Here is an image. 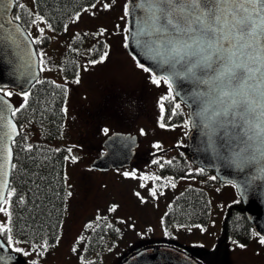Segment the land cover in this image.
<instances>
[{"label":"rangeland","instance_id":"1","mask_svg":"<svg viewBox=\"0 0 264 264\" xmlns=\"http://www.w3.org/2000/svg\"><path fill=\"white\" fill-rule=\"evenodd\" d=\"M121 2L126 0H94L59 32L43 21H36L28 30L33 39L41 41L39 77H50L66 87L62 135L49 143L67 146L71 154L65 163L68 200L61 236L41 257L42 261L89 264L82 253L85 243L99 223L106 220V226L112 229L108 234L111 242L103 250L99 264H118L137 249L151 245L172 246L202 264H210L211 249L221 233L225 208L237 198V192L231 184L215 181L209 186L204 184L210 202L206 222L165 227L164 214L171 200L185 187L199 181L187 176L174 180L161 175L156 161L169 160L181 153L173 144H186L189 127L187 122H166L168 116L158 102L170 90L165 84L152 83L151 77L128 54L127 20ZM105 4L109 7L105 8ZM40 28L45 31L40 33ZM75 40L82 44L83 52L74 47ZM94 46L98 51L96 61L107 53L103 62L88 60V51H93ZM73 52L79 57V67L73 78H67L60 62ZM51 60L58 62L50 64ZM9 92L13 102L23 99L15 89ZM161 123L165 126L161 127ZM114 130L138 135L136 156L125 167L107 171L90 168V161L102 150V140ZM35 137L45 140L39 129ZM152 176L161 179L154 180ZM173 183L175 187L171 186ZM153 187L157 189L155 197L150 191ZM258 242L255 238L242 244L228 240L220 264H254V253L261 254L264 260V246Z\"/></svg>","mask_w":264,"mask_h":264},{"label":"trees","instance_id":"2","mask_svg":"<svg viewBox=\"0 0 264 264\" xmlns=\"http://www.w3.org/2000/svg\"><path fill=\"white\" fill-rule=\"evenodd\" d=\"M93 1L15 0L12 16L27 31L31 29V24L40 21H34L36 16H43V22L46 25L50 24L53 31L59 32ZM35 40L33 39L36 51L42 59L40 47ZM73 45L77 50L80 47L77 40ZM71 54L75 56L74 52ZM45 62L42 63L43 66L46 65ZM57 62L51 60L50 64L56 65ZM74 76L67 73V77ZM2 89L5 93L11 90L8 87ZM66 92L65 85L50 77H42L27 90L19 91L23 99L19 103L14 102L15 108L12 111V116L20 129L12 141L13 158L8 191L14 189V194L6 195L9 201L8 209L12 215L9 218L5 213H0V223L5 224V227H11L12 231L6 235L0 232V235L10 248L25 256L28 264H45L41 257L57 244L66 214L68 189L65 163L71 158V154L67 146L49 143L50 140L60 138L62 135ZM25 95L28 97L27 100ZM166 116L167 123L178 122L174 117L167 114ZM36 129L40 130L45 140L36 139ZM186 147L183 143L181 154L176 160L171 159L173 161L171 165L163 163L159 174L170 176L174 180L183 176L193 177L199 184H191L174 196L164 214L166 228L174 224L194 225L206 222L210 202L208 191L201 185L202 182L206 186H209L211 181L231 184L220 181L211 169L196 166L191 161ZM200 169H204V172L201 173ZM106 225V220L100 222L87 238L82 253L89 264H99L103 250L111 242L108 234L112 229ZM6 236H11L12 240L8 241ZM255 236L257 234L247 219L243 203L237 194V198L225 208L221 233L211 249L213 258L210 264H220L228 240L246 243ZM32 254H35V257ZM90 257L95 259L89 260Z\"/></svg>","mask_w":264,"mask_h":264},{"label":"clouds","instance_id":"3","mask_svg":"<svg viewBox=\"0 0 264 264\" xmlns=\"http://www.w3.org/2000/svg\"><path fill=\"white\" fill-rule=\"evenodd\" d=\"M235 8L231 0H140L137 44L189 86L196 151L253 183L264 181V64L241 54L248 37Z\"/></svg>","mask_w":264,"mask_h":264},{"label":"water","instance_id":"4","mask_svg":"<svg viewBox=\"0 0 264 264\" xmlns=\"http://www.w3.org/2000/svg\"><path fill=\"white\" fill-rule=\"evenodd\" d=\"M140 0H126L127 34L125 46L128 54L135 63L150 69L151 74L157 77H168L172 81V91L183 101L188 108V117L192 108L186 89L189 87L182 80L175 77L167 68L153 62L144 54L137 44L140 34L139 22ZM15 0H0V22L4 28L0 30V89L12 88L18 91L27 90L39 77V56L29 57L28 53L36 51L34 42L24 26L12 16ZM260 54L264 55V35L258 40ZM30 65V67H29ZM264 71V65L261 66ZM3 95V93H0ZM4 102L9 106V111L3 113L0 119V154L5 157L3 172H7L10 182L11 165L13 158L12 141L20 132L19 125L12 116L15 108L14 102L4 96ZM197 107V105H193ZM197 132L190 127L187 133V151L191 161L204 169H211L214 175L222 182L232 183L243 203L245 215L250 221L255 233L264 237V181L253 183L241 182L239 173L210 165L206 157H202L197 151ZM103 151L96 155L89 163L90 168L107 171L130 165L138 146V136L130 131L114 130L108 133L102 141ZM11 149V157L8 159V150ZM8 189L5 190V196ZM0 256L5 264H28L27 259L20 252L13 250L0 235ZM9 257L11 259H9ZM118 264H202L200 261L182 250L167 245H151L137 249L123 258Z\"/></svg>","mask_w":264,"mask_h":264},{"label":"snow or ice","instance_id":"5","mask_svg":"<svg viewBox=\"0 0 264 264\" xmlns=\"http://www.w3.org/2000/svg\"><path fill=\"white\" fill-rule=\"evenodd\" d=\"M232 3H234L236 5L235 8V15L241 19H243L245 21L243 27H242V31H244L247 34V41L243 42L241 47H242V55L246 56L250 61L253 62H259L261 64H264V55L260 54V48L258 47V40L260 38V36L264 35V0H231ZM95 5H93L94 7ZM105 8H108L109 5L105 4L104 5ZM15 19V17H14ZM35 20H40L43 21L44 17L43 16H36L34 18ZM33 21V22H34ZM49 27H51V25H48ZM4 28V24L3 22H0V30H3ZM40 33H43L45 31L44 28H40ZM104 30H101V32H103ZM3 39H7V37H0ZM36 44L41 43L40 40H36L35 41ZM34 55H39V53H28V56H34ZM107 53H105L104 55H102L99 59V61H93V63L96 62H103L104 59L106 58ZM30 67V65H29ZM140 67L142 68V70L146 71V72H150L149 68L144 67L142 64L140 65ZM151 80L152 83L156 84V85H161V84H167L170 93L172 90V81L171 79H169L168 77H157L154 74H151ZM0 93H3V95H0V119H2L3 117V113L6 111H9V106L4 102V96L5 95H11V93H5L3 89H0ZM28 97L27 95H25V100H27ZM175 99L174 94H170L164 97H161L159 103V107L161 109L162 112L166 111L165 109V104L166 102L170 103ZM175 109H176V113H173L171 110H168L169 115L172 114H178L179 109L181 108V104H175L174 105ZM163 119V117L161 118ZM161 127H164L165 125L163 123H161L160 125ZM192 123L191 121L188 122V124L186 125V127H191ZM108 130L105 129V132H107ZM157 148L160 147L159 144L156 145ZM11 157V149L8 150V159H10ZM75 159V157H73V160ZM4 160L5 157L0 154V213H5L9 218H11V211H9L8 209V205H9V201L5 196V190L9 189V182L7 179V172H3L2 169L5 166L4 165ZM156 163L160 166H163L161 164V162L158 160L156 161ZM167 165H171L173 163V161L168 160L165 162ZM200 172L203 173L204 169H200ZM128 173H125V176H128ZM142 179H149V177H142ZM151 179L154 180H160L161 178L159 176H152ZM213 179H216L215 177H213ZM172 187H175L176 185L173 183L171 184ZM143 187V185H142ZM151 195L152 196H156L157 194V189L155 187H153L151 190ZM9 196L14 194V189L11 191H8L7 193ZM70 195V193H69ZM139 195V194H138ZM12 229L11 227H5V224L0 223V232L5 233V235L8 232H11ZM6 239L8 241L12 240L11 236H6ZM259 242L261 244H264V237H261ZM46 246V245H43ZM42 246V247H43ZM0 248H2V245H0ZM19 250V249H17ZM9 259H11L9 257ZM0 264H5L4 262V258L2 256H0Z\"/></svg>","mask_w":264,"mask_h":264},{"label":"flooded vegetation","instance_id":"6","mask_svg":"<svg viewBox=\"0 0 264 264\" xmlns=\"http://www.w3.org/2000/svg\"><path fill=\"white\" fill-rule=\"evenodd\" d=\"M122 9H124V12L126 13V2H121V10ZM126 20H127V17H126ZM126 32H127V23H126ZM82 45V44H81ZM81 45H80V47H79V49L78 50H80V51H82L83 52V50L81 49ZM94 50L93 51H88V60H90V61H96L95 59H97V57H96V55H97V53H98V51H97V49H96V46H94V48H93ZM135 62V61H134ZM136 64V63H135ZM137 65V64H136ZM60 66H61V69H62V71H63V73L65 74V72L66 73H68V74H70V75H75L76 73H77V71H78V67H79V57L75 54V56H72V54H70V55H67L63 60H62V62H60ZM40 67H41V65H40ZM137 67H139V69H141L142 70V68L140 67V66H138L137 65ZM144 72H146V71H144ZM149 76H150V73L149 72H146ZM63 77H65V75H63ZM67 77V76H66ZM65 77V78H66ZM151 77V76H150ZM41 77H39L38 79H40ZM67 78H70V77H67ZM62 84V83H61ZM64 85V84H63ZM166 86H167V84H165ZM167 89H169L168 88V86H167ZM16 91H18V90H16ZM19 92V91H18ZM170 94H174V92L171 90V93H169V95ZM174 96H175V99L172 101V102H170V103H168V102H166V104H165V109H166V111H164L165 113H164V115H169V113H168V110H171L173 113H176V109H175V107H174V105L175 104H181V108L179 109V112H178V114H172V115H170V116H172V117H174L176 120H178V122L177 123H183V122H187V124H188V122H189V117H188V108H187V105L183 102V101H181L175 94H174ZM116 101V100H115ZM189 129H190V127L188 128V131H189ZM120 131H124V130H120ZM126 132V131H125ZM130 132H132V131H130ZM133 133V132H132ZM135 133V132H134ZM188 133V132H187ZM138 136V135H137ZM103 141V140H102ZM183 144V143H182ZM182 144H180V146H179V144H173V146L174 147H176V148H178V149H180L181 150V145ZM101 145H102V142H101ZM138 145H139V138H138ZM186 146H187V134H186ZM103 149H104V147H103V145H102V150H101V152L103 151ZM186 150H187V147H186ZM100 152V153H101ZM136 152H137V147H136V151H135V154H134V156H136ZM188 152V151H187ZM181 154V153H180ZM179 154V155H180ZM189 154V153H188ZM179 155H175V156H172V158H170L169 160H171V159H177V157L179 156ZM134 158V157H133ZM132 158V159H133ZM160 162H161V164H163V163H165L166 161H168V160H165V161H162V160H160V158L158 159ZM95 170V169H94ZM99 171V170H98ZM201 185L204 187V183L202 182L201 183ZM258 239V240H260V236H257V237H253V238H251L252 240L253 239ZM242 244V243H241ZM258 244H261L260 242H258ZM263 246H264V244H262ZM225 250H226V248H225ZM225 250H224V253H225ZM261 254H259V253H254V259H253V261H252V263L253 262H255L254 264H264V260H261V258L263 257V256H260ZM224 261V260H223ZM225 262H226V260H225ZM226 264H227V262H226ZM232 264V263H231Z\"/></svg>","mask_w":264,"mask_h":264}]
</instances>
